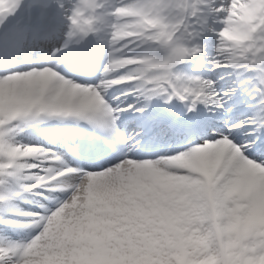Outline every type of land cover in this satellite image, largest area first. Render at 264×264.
<instances>
[{
    "label": "snow or ice",
    "instance_id": "6c2138e0",
    "mask_svg": "<svg viewBox=\"0 0 264 264\" xmlns=\"http://www.w3.org/2000/svg\"><path fill=\"white\" fill-rule=\"evenodd\" d=\"M7 3L8 7L0 10V25L4 24L8 17L16 15L23 0H7ZM106 22V14L103 13L102 7L97 6V0H79L71 12L72 30L68 33V40L99 35L104 29L97 25H103ZM67 47L68 44L65 45V48ZM196 54H198L197 49H181L177 59L161 65L167 69L162 81L141 78L143 80L141 83L140 80H136L138 81L136 92L143 97L144 103L137 101L135 104L120 109L110 106L102 95L107 88L111 87L107 83V77L115 63L109 62L104 69L106 79L99 88H81L78 83L64 82V95L73 100L71 107L47 112L41 110L33 114L35 105H30L22 107L20 111L11 116L0 118L3 121L0 123V184L6 183L10 178L20 179L22 169L37 167L36 164L26 162L24 158L29 157L38 159L43 156L45 159L57 162L61 167L48 170L45 176L26 177L36 183L29 186L21 185L22 191H31L38 185L52 182L66 184L68 181L65 178L73 174L82 177L80 183L72 186L69 201L47 217L40 235L28 244H8L9 248L25 249L27 255L33 247L39 245L41 240L48 239L52 241L49 247L58 248L60 251L59 246L65 243L61 229L62 218L75 211L77 203L83 202L88 190L118 196L117 200L109 199V203H112L114 207L129 204L127 197L132 196L141 204L148 206V202H151L152 207L156 208L168 207L163 198L167 193L162 191L161 184L183 195L194 191L211 193L219 183L224 181L237 190L258 191L264 187V115L249 120L230 121L228 130L222 138L216 139L212 136L213 127H224L219 124V120L224 112L229 111L228 100L235 95L236 89L221 92L211 81L188 80L173 72L176 65ZM108 56L111 58L112 53L109 52ZM213 68L218 67L213 64ZM238 69L255 71L260 74V87L256 89V93L260 100L261 112L264 113V66L248 65ZM5 72L8 73L9 70ZM44 78L53 79L51 76L41 77V79ZM250 83L251 81H243L241 88ZM0 87L6 93L18 95L26 87V83L10 78V74H3L0 75ZM158 97H164L165 103L168 104H171L173 100L183 102L186 114L179 118L144 120L151 101ZM201 104L209 113H216V115L201 116ZM127 113L137 114L127 125V131H131L132 135L121 132L118 127L121 115ZM64 117L87 121L108 133L106 144L97 143L91 146L81 144V152L87 150L94 155L104 156L109 149H112L122 153L120 162L114 163L111 167L105 165L104 170L98 173H83L66 164L60 154L48 153L36 147L14 146L6 140L7 127L13 122L32 123L41 118ZM223 118L228 119L226 116ZM209 119L212 121L211 127L208 124ZM237 130H243L246 133L249 130L252 131V135L247 137L248 143L236 138ZM112 136L119 137L122 145L113 144ZM176 141L185 142L186 150H177L176 154L164 153V158L155 160L131 158L133 152L154 150L161 144L168 142L174 144ZM256 149H261V156L257 158L259 162L247 158ZM243 195L242 193L240 198H243ZM105 198L108 199L107 196ZM2 199L4 197L0 196V200ZM96 206L101 205L80 207L76 214L84 216L85 213H92ZM85 223L84 220L74 221L69 227L80 228ZM165 231L167 232V229ZM169 235L171 243L163 236L160 237L161 251L165 252V255L180 251L183 245L182 234L169 233ZM0 264H5V261L0 259Z\"/></svg>",
    "mask_w": 264,
    "mask_h": 264
},
{
    "label": "clouds",
    "instance_id": "9594fccd",
    "mask_svg": "<svg viewBox=\"0 0 264 264\" xmlns=\"http://www.w3.org/2000/svg\"><path fill=\"white\" fill-rule=\"evenodd\" d=\"M97 3L107 17L102 27L110 35V51L115 49L116 52L108 63H118L123 65L122 69H128L126 75L108 79L110 86L132 80L162 81L167 69L161 65L177 59L180 49L205 52V38L215 39L212 63L218 68L264 66V0H169L163 16L156 11L149 14L148 9L153 6L139 4L137 0L119 5H109L107 0H97ZM7 7V0H0V10ZM67 21L63 49L83 39L68 40L72 30L71 13ZM144 46H147L146 51L127 55ZM57 52L62 49H56L52 55L56 56ZM114 72L118 71H111L109 75ZM42 76L53 79H41ZM10 78L25 82L26 87L18 95L10 94L15 98L11 106L0 105V118L30 105H35L33 114L41 110H65L73 105V100L64 95V82L72 80L53 67L15 70ZM80 87L92 86L80 84ZM242 193L243 198H240ZM174 212L178 233L182 234L183 243L189 246L198 264H264V187L258 191L237 190L224 181L211 193L184 194ZM51 243L48 239L41 240L27 255L25 249L0 246V259L5 264H49L45 257L59 251L49 247Z\"/></svg>",
    "mask_w": 264,
    "mask_h": 264
},
{
    "label": "bare ground",
    "instance_id": "6f19581e",
    "mask_svg": "<svg viewBox=\"0 0 264 264\" xmlns=\"http://www.w3.org/2000/svg\"><path fill=\"white\" fill-rule=\"evenodd\" d=\"M33 0H23V3H25L24 6L29 4ZM37 1L38 6H34V9L28 10L29 8L25 7L23 11V15L19 18L17 17L14 20V23H17V25L12 26L11 23L6 20L4 24L0 25V29L4 31H11V33H14L15 31L18 32L20 30H25L27 28V18H33L36 21V27H33V35L29 36L27 39V42L23 43V46L19 49V51L15 54V57L19 59L18 56H26L29 60L26 64H22L21 61H17L14 66H16L13 69H20V68H28V66L32 67L33 65L37 67H53L55 70L59 72L62 76H64L67 79L72 80L74 83H78L85 86H92L99 88L103 80L106 79L104 76V72L102 74H99V67H101L104 63H108L109 56L106 53L110 48L109 41H110V35L107 32H102L99 34L100 37H104L102 41H97V43L94 44V46L90 49L91 51H84L85 44L81 43V46L75 47L74 45L70 44L67 49H63L64 41L61 42L60 46L56 48H52L54 45H57L58 42L61 41L59 39V36L61 35V30L68 28V21H67V15L71 13V10L75 5L78 3L76 0H61V2L66 4V9L64 11V14L61 16V21L59 23L55 24V27L51 31L47 27L46 24L49 23L52 20H55L57 16L55 14H49V7L44 6L47 3V0H34ZM51 1V0H48ZM55 1L50 2V6H56L57 4L54 3ZM109 5H119L121 3H134L135 0H107ZM137 3L139 4H148L153 7L148 9L149 14L151 12L156 11L160 5V0H137ZM97 6L100 7V5L97 3ZM28 10V11H27ZM141 14H143V9L140 10ZM126 15H129L126 13ZM24 18V19H23ZM44 18H47L49 21L46 23L44 21ZM32 27V26H31ZM99 28H103L102 25H97ZM104 29V28H103ZM32 31V30H31ZM122 35V34H121ZM90 37V36H88ZM32 38V39H31ZM123 39H127V37H124L122 35ZM59 39V40H58ZM4 38H0V43L4 42ZM18 44L21 45V39L19 36V39H17ZM115 43V42H113ZM6 47L11 46H2V49H6ZM53 49H62V52L58 53L56 56L50 57ZM209 45L207 42V48L205 52L198 53L195 56H192L185 61L182 66H177L173 69L174 73L177 76H180L182 78H186L188 80L191 79H199L202 81H211L217 88V90L223 92V91H229L231 89H236L235 95L228 100V107L230 110L232 109H242V111H237L234 114L229 113V111L224 112L223 116H221L219 120V124L226 123L229 124L230 121H238V120H249L251 116L260 117L261 115H264V113L261 112L260 109V101L257 97L253 98L255 95H257L256 90L255 92L250 95L248 92L249 90H252L253 87L259 88V73L255 71H245L243 69H233V68H223L222 70L218 69L217 72L210 75V77H204L199 72V68H201L197 63H199L201 60L202 62L210 63L209 61L211 57L213 58V55L209 54ZM11 50V49H10ZM147 50V46H144V48L136 49V52H128L127 55H136L138 53H142ZM121 51H126V49H121ZM112 55H115L116 52L111 50L110 51ZM70 57L69 61L63 60V58ZM1 60V57H0ZM1 63V61H0ZM2 65V64H0ZM195 67H198L196 69ZM5 70H9V68H4L0 66V75L3 74H10V71L8 73L5 72ZM112 71H118L117 69L113 68ZM118 72H114L110 74L107 79L117 78ZM98 78V82L96 81V85H90V84H84L86 79L92 78L95 79ZM95 81V80H94ZM243 81H251L250 84L245 85L244 88H241V83ZM252 85V87H250ZM136 86L137 82L132 81L128 84H126L124 91L125 97L120 96L119 98L115 99V105H110L113 108L118 109L119 107L125 105L129 101H134L133 104L137 103L139 101L140 103H144L143 97H140L139 94L136 92ZM247 93H246V90ZM104 94V93H102ZM14 97L10 95V93H6L5 90L0 87V105H10L14 102ZM163 101H165L164 97H158L151 101L150 110H148V113L146 117H144V120H153L152 117H154V112L158 111L159 103L163 104ZM232 101H235V104L232 105ZM180 104L183 105V108L185 107L184 103L181 102ZM157 107H154V106ZM160 107H163L162 105ZM173 106H166L163 108V111L161 113L159 112L158 115H160L162 118H165L164 116L173 111ZM152 111V112H151ZM151 112V113H150ZM163 114V115H162ZM226 116L228 119H224L223 117ZM127 117V116H123ZM75 121L73 124L72 121ZM80 120L77 118L72 117H64V118H41L38 121H34L32 123H22L18 122L17 124L12 123L7 127V133H6V140L8 143L14 145V146H25V147H36L44 149L45 152L50 153L53 150H56L59 148L58 146V136L54 134L53 130H58L59 135H61L62 138H72V136L76 137L79 136V133L77 132V129H71V131L68 130L69 124L71 123L77 127L76 122L78 123ZM131 123L128 118L122 119L120 118V121H118V127L121 132H126L127 134V125ZM208 124L211 127L212 121L209 119ZM48 125L51 126V128L48 127ZM227 129L225 128H219V127H213L212 128V136H215L216 139L222 138L224 134H226ZM102 133V134H101ZM242 133V134H241ZM88 134L90 137H94L93 143L97 144H106L108 140V133L104 132L103 130L98 128V134L95 135L94 130L91 129L88 131ZM207 135V134H206ZM252 135V132L251 134ZM246 132L243 130H237L235 133V136L239 140L245 141V143H248ZM35 141L38 142V144H35ZM111 142L116 145H122V142L120 141L119 137L112 136ZM185 147V142H177L173 145V143L168 144H161L159 145L155 150H149V151H140L139 153L133 152L131 155V158L134 159H145V157H152L147 159H160L164 158V153H172L176 154L177 150H186L183 149ZM260 152H252L250 155L254 160L259 162L257 159L261 156V149H258ZM257 151V149H256ZM122 153L114 151L112 149H109V151L104 156L94 155L90 153L89 151L85 150L84 152L78 151V155L75 157V160L77 161V164L79 166L80 172L83 173H98L102 170H104L105 165L111 167L114 163H119L121 160ZM43 158V156H41ZM249 158V157H247ZM249 158V159H252ZM26 162L33 161L38 162L39 158H25ZM111 162V163H109ZM37 166L33 168L30 172H21L20 173V179H17V182L23 183L27 182L28 179L26 177L28 176H35V172L40 169ZM43 167V166H42ZM79 177V175L75 174L71 178L76 179ZM67 180H70L69 178H66ZM75 183V182H74ZM73 183V184H74ZM163 192L167 193L163 198L170 199V201H175L178 199L177 192H174L170 190L166 185L161 184L160 185ZM0 193L3 195L12 196L11 192L3 193L4 190L0 189ZM16 192L17 189H14ZM14 193V192H13ZM24 194L28 195L26 191H23ZM1 195V196H3ZM48 203L49 205H52V208L48 210V213L52 215L58 208L62 207L63 204L67 203L71 196H68L64 199L62 203L59 204L57 209L53 208L54 203L56 202L54 198V194H48ZM72 195V194H71ZM183 195V194H182ZM108 197L106 199L105 197ZM109 199L111 200H117L118 196L111 195L109 193H99L92 190H88L85 195L83 202H78L77 207L75 211L71 214H67L62 218L61 222V229L63 232L67 233L69 236V241L76 242L74 239H77V232L80 231L82 227L80 228H73V227H67L65 229L66 224L64 222H70V221H85V214L84 216H79L76 213L79 212L80 207H87L89 204L94 205H101L96 206L94 208L103 209L106 207H112L115 210H124L125 207L135 206V205H141L143 209H145L146 214L150 211H155L154 213H161L164 206L160 207H152L151 202H148V206H145L139 202V200L135 199L132 196L127 197V200L129 201V204L117 206L114 207L112 203H109ZM178 201V200H177ZM14 203V202H12ZM137 203V204H136ZM165 203L167 204V200H165ZM17 207H19L21 210L24 209L25 204L24 203H14ZM137 205V207H138ZM97 210L93 211L94 214H97ZM259 211V208L257 209ZM35 217L31 214V216H21L17 218H9L6 214L0 213V218L5 220L7 224L0 225V238L4 240L5 243L11 242L13 239L16 240H22L24 238H27L30 236V234L34 233L36 222ZM32 220L33 222H30ZM84 226V225H83ZM65 230V231H64ZM67 231V232H66ZM40 235L39 232H37V236ZM36 237H31L28 241H26V244L31 243L32 240H34ZM10 244V243H9ZM6 245V244H4ZM46 256L45 258H47ZM50 260H48L49 264H55L56 262L58 264H66L64 261H55L52 259V257H48Z\"/></svg>",
    "mask_w": 264,
    "mask_h": 264
},
{
    "label": "rangeland",
    "instance_id": "374dc122",
    "mask_svg": "<svg viewBox=\"0 0 264 264\" xmlns=\"http://www.w3.org/2000/svg\"><path fill=\"white\" fill-rule=\"evenodd\" d=\"M48 1V0H47ZM169 3V0H160V5L157 9V12L163 16L166 11L165 6ZM37 1H31L29 4L25 3L22 4L20 10L16 13L15 16L8 17V21H12L17 17H21L23 15V11L25 7L34 9V6L38 5ZM49 5V2L46 4ZM27 10V11H28ZM29 20V19H28ZM17 25V23H11ZM64 30V29H63ZM64 33V32H63ZM59 38L62 39L61 36ZM64 38V37H63ZM100 41L103 40L104 37H99ZM105 39V38H104ZM209 45V54L213 55V58L209 61L210 63L202 62L201 60L197 65L201 68L195 67L199 70L200 74L204 77H210L213 73L217 72L218 69L222 70L223 68H213V59L215 58V39L207 40L205 38V43ZM59 46V45H58ZM54 46L53 48H55ZM110 48V47H109ZM141 49V48H138ZM115 51V49H112ZM181 50V49H180ZM180 50L178 53L180 54ZM55 49H53V52ZM50 56L52 57V53ZM110 52V49L106 52L107 54ZM131 56V55H129ZM70 57L63 58L65 61H69ZM188 59V58H187ZM187 59L185 61H187ZM28 61L27 58L23 59V64H26ZM184 61V62H185ZM180 63L177 66H182L184 63ZM107 63H104L101 67H99V74L104 72ZM30 67V66H28ZM32 67H37L33 65ZM174 67V68H175ZM15 68V67H14ZM118 70L117 77L121 75H126L128 69H122L123 65L115 63L113 67ZM15 70H26V68L20 69H12L11 71ZM174 72V71H173ZM61 75V74H60ZM95 80V81H94ZM84 84L96 85V81L98 82V78L95 79L89 78L85 80ZM104 81V80H103ZM136 81V80H132ZM130 81V82H132ZM128 82V83H130ZM138 84V81H136ZM126 83V84H128ZM126 84L123 85H115L107 88L104 92V98L110 105H115V99L119 98L120 96L124 95V89ZM256 97V95L254 96ZM259 102V100H257ZM134 101H129L125 106H129L133 104ZM123 108V106L119 107ZM216 113H211V115H215ZM128 118H134L137 114L136 113H127ZM123 116V115H121ZM122 118V117H121ZM16 123V122H13ZM75 123V122H72ZM86 124V122H83ZM82 124V123H81ZM225 129H228L229 124H223ZM77 140V139H76ZM35 144H38L35 142ZM79 146V144L77 145ZM61 147V146H60ZM185 149V147H183ZM57 153L60 154L66 164L68 165H75V155L74 152L70 150H66L61 148V151H51L50 153ZM252 158L251 156H248ZM45 160L47 163L44 166H48V161L51 159L41 158L39 161ZM38 161V163H39ZM53 160H51L52 162ZM71 161V162H70ZM30 163L33 164L32 161ZM40 164L43 165L42 162ZM39 164V165H40ZM50 170H53L51 166H48ZM48 169L44 168L43 170H39L36 172L35 176H45L48 174ZM55 170V169H54ZM82 177H77L76 179L71 178L69 181L74 183V185L80 183ZM26 185H31L36 183L35 181H28L24 182ZM23 184V183H21ZM67 184V183H66ZM65 184V189L62 194H56L54 197L56 199V204L53 205V208L57 209L60 203L64 201V199L68 196H71V186ZM4 184H0L2 186ZM61 188L60 186H58ZM150 190V189H149ZM42 192V191H40ZM40 192H31V197H29V202L34 205H43L44 203H40L38 200L37 195ZM182 194H178V201L176 200L170 201L167 200L168 207L163 208L162 212L154 213L155 211H150L146 214L145 209L142 208L141 205H135L130 207H125L124 210H115L112 207H106L103 209L97 210L94 208V211L97 210V214L92 213H85V221L86 223L81 228V230L77 232V239H74L76 242L69 241V236L67 233L63 232V241L64 244L60 245V251L52 253L48 257H52L55 261H64L66 264H198L195 256L189 250V246L183 243L181 250L177 252H173L171 255H165V252L161 251V239L160 237L163 236L166 238L169 243H171V236L169 233H178V222L175 216L174 210L178 206ZM42 200V199H41ZM93 204H89L87 207H91ZM10 207L9 205H2L0 207V213L4 211V208ZM47 208L44 212L39 210L36 207H29L26 208V212H32L35 216V222L37 223L35 226L34 233L30 234L27 238L22 240L13 239L10 244H26V241L31 239V237H36L37 232L39 234L43 231V224L46 222L47 217L51 216L50 213H47ZM52 206L50 207V209ZM44 219V221H43ZM30 222H33L30 220ZM66 224L65 229L73 224V221L64 222ZM3 224V223H1ZM167 229V232L165 231ZM65 231V230H64ZM67 232V231H66ZM8 243V244H9ZM6 244L3 239L0 238V245ZM166 251V250H165ZM45 258L47 261L50 260L49 258ZM55 264H58L57 262Z\"/></svg>",
    "mask_w": 264,
    "mask_h": 264
}]
</instances>
